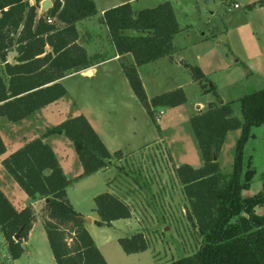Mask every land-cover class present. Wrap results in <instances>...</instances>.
Listing matches in <instances>:
<instances>
[{"label": "trees", "instance_id": "1", "mask_svg": "<svg viewBox=\"0 0 264 264\" xmlns=\"http://www.w3.org/2000/svg\"><path fill=\"white\" fill-rule=\"evenodd\" d=\"M37 1V0H36ZM264 5V0L250 4ZM38 4L30 0H0V117L19 122L67 93L61 79L89 67V57L78 43L76 24L97 14L94 0H54L43 15H37ZM53 17L55 22H48ZM105 23L116 52L130 54L133 62L121 60L124 74L141 105L160 126L154 116L156 107H176L187 101L182 87L149 97L138 67L161 57H172L174 39L181 30L170 2L135 10L130 2L106 9ZM17 53L15 62L7 60L9 52ZM194 79L205 74L191 67ZM205 88V85H204ZM205 89V92L213 90ZM217 96V93H216ZM242 120L233 113V102H209L205 110L190 118L203 165L182 163L175 168L189 204V215L195 223L202 244L194 253L165 264H264V214H255L264 206L263 190L251 198H243L241 190L256 171L251 158L243 163L245 143L251 129L264 123V88L239 99ZM241 129L237 140L233 171H221L217 157L227 133ZM64 134L74 146L82 173L69 178L45 138ZM7 147L0 135V156ZM121 151L111 153L83 114L63 120L42 135L2 158L1 164L18 186L31 199H45L43 224L56 264H109L86 226L82 213L67 197L74 182L107 168ZM98 225H111L132 216L131 207L113 193L104 192L94 198ZM35 221L32 205L17 209L0 188V231L10 258L24 253V240ZM24 226L20 238L15 234ZM127 254L147 250L143 232L118 239Z\"/></svg>", "mask_w": 264, "mask_h": 264}, {"label": "rangeland", "instance_id": "2", "mask_svg": "<svg viewBox=\"0 0 264 264\" xmlns=\"http://www.w3.org/2000/svg\"><path fill=\"white\" fill-rule=\"evenodd\" d=\"M43 1L30 0L31 4L39 5L37 15L49 10H42ZM125 1L96 0L98 17L102 8ZM257 1L135 2V9L170 2L181 28L173 42L172 57H161L139 66L138 72L147 95L153 97L181 86L187 101L176 107L154 108V116L161 129L159 132L155 121L132 92L118 66L119 61L96 67L93 77L85 76L84 72L65 76L62 83L68 92L47 110L19 122L0 117V135L7 147L6 153L0 156V187L6 190L17 206L21 205L27 194L6 172L1 164L2 158L40 136L43 118L58 123L78 114H88L110 152L121 151L122 154L113 158L104 169L107 172L72 183L67 188V197L83 216L92 215L96 219L91 230L97 240L100 237L105 240L106 245L98 243L108 263L165 264L197 251L202 237L196 233L175 168L182 163H191L192 166L195 162H199L198 166L204 163L190 125L191 116L205 110L208 103L216 101L218 96L221 102H233V113L242 120L239 99L264 88V5L257 3L249 6ZM51 18L52 22L60 25L55 18ZM95 24L100 30L97 18ZM100 37L104 48L94 50L91 57L93 62L110 53L107 37L103 34ZM15 55V52H9L7 59L14 62ZM123 60L132 62V58ZM190 66H198L205 79L201 82L195 80ZM3 69L0 61V71ZM212 86L213 90L205 92L206 88ZM199 103L203 106L197 107ZM241 133V129L229 131L219 151L217 161L225 174L233 171L236 143ZM251 133L244 146L243 163L246 168L251 158V166L256 173L251 182L242 188L243 198L255 196L264 187V123L252 127ZM57 134L60 135L48 141L56 146L57 157L65 165L70 178L76 177L82 173V166L73 143L64 134ZM108 183L112 184L115 195L131 207L133 216L100 226L96 223L99 216L94 210V198L104 192L112 193ZM46 199L40 205L34 203L32 206L35 221L30 237L24 240L25 250L20 258H10L0 231V264H56L43 224ZM255 214L263 215L264 206H257ZM90 221H86V226ZM137 232H143L149 248L139 253H125L118 239Z\"/></svg>", "mask_w": 264, "mask_h": 264}, {"label": "crops", "instance_id": "3", "mask_svg": "<svg viewBox=\"0 0 264 264\" xmlns=\"http://www.w3.org/2000/svg\"><path fill=\"white\" fill-rule=\"evenodd\" d=\"M51 1V0H50ZM95 1V5H96V9H97V14L96 15H94V16H91V17H88V18H85V19H83V20H81V21H79L77 24H76V26H77V30H78V34H79V38H78V43L81 45V46H83L84 48H85V50H86V52H87V55H88V57H89V67L88 68H86V69H83V70H80V71H77V72H73V73H70L69 75H67V76H71V75H74V74H76V73H82V72H84V74H85V76H87V77H93L94 75H95V71H94V69L96 68V67H99V66H104V65H108V64H112V62H114V61H119L118 62V66H119V68H120V70L124 73V71H123V69H122V67H121V60L122 59H124V58H127L128 60H129V58H132V62H133V57H132V55H130V54H126L125 56H121V55H119L117 52H116V50H115V47H114V44H113V42H112V40H111V38H110V35H109V33H108V29H107V27H106V25H105V23L103 22V18H102V16H103V12L106 10V9H109V8H111V7H114V6H117V5H119V4H114V5H112V6H109L108 8H102L101 9V11H100V16L98 17V14H99V10H98V8H97V3H96V0H94ZM138 0H127V1H125V2H130L131 4H132V6L134 5V3L135 2H137ZM125 2H122V3H125ZM121 4V3H120ZM53 6V2L51 1V7ZM50 7V8H51ZM133 8H134V6H133ZM135 9V8H134ZM135 10H139V9H135ZM45 12H47V11H45ZM44 12V13H45ZM43 14V13H42ZM38 16H40V15H38ZM98 19L99 21H100V25H101V29L100 30H98V27L96 26V24H95V19ZM100 34H103V36L104 37H107V41H108V48H110V53H109V55H107V56H105V57H103V58H101L100 60H98L97 62H93V60H92V54L94 53V50L96 49H100V47H103L104 48V46H103V44H102V41H101V37H100ZM109 50V49H108ZM90 51V52H89ZM12 52H15V51H12ZM89 52V53H88ZM16 53V52H15ZM16 55H17V53H16ZM16 55H15V57H16ZM8 57V56H7ZM8 60V59H7ZM9 61V60H8ZM10 62V61H9ZM14 62H15V60H14ZM14 62H11V63H14ZM144 65V64H143ZM118 70V69H117ZM138 71H139V67H138ZM118 72H120V71H118ZM140 73V72H139ZM66 76V77H67ZM61 82H62V79H61ZM64 85V84H63ZM181 87V86H180ZM68 92V91H67ZM133 92V91H132ZM61 99V98H60ZM60 99H58L57 101H55V102H53V103H51V104H49V105H47V106H45V107H43V108H41L40 110H38L36 113H34V114H32L31 116H36L38 113H40V112H42L43 110H47L50 106H52L53 104H55L56 102H58ZM199 105H202L203 106V104L202 103H199L198 105H197V107L199 106ZM83 114V113H82ZM79 115V114H78ZM83 115H85V114H83ZM77 116V115H76ZM30 117V116H29ZM86 117L88 118V120H90V118H89V116H88V114H86ZM44 119V124H43V128H42V130H43V132L41 133V135L48 129V128H51L52 127V125L54 126V125H57L58 123H60V122H49L48 121V118L45 120V118H43ZM100 119V118H99ZM52 123H56V124H52ZM90 123L92 124V126L94 127V129L96 130V132L99 134V136L101 137V135H100V133L98 132V130H97V128L95 127V125H94V123H93V121H91L90 120ZM56 135H60V134H53V135H51V136H48V137H46L45 138V141L46 142H48L49 143V139L50 138H52L53 136H56ZM38 137V136H37ZM101 139H102V141H103V138L101 137ZM54 143L56 142V140H52ZM50 144V146L54 149V151H55V153L57 154V156H58V150H57V148H56V146L53 144V143H49ZM104 144H106L105 142H104ZM107 145V144H106ZM106 147H108V146H106ZM110 151V150H109ZM112 153V152H111ZM59 162H60V164H61V166H62V168L64 169V171H65V173H66V175L70 178V176H69V174H68V172H67V170H66V167H65V165L63 164V162H61V160H59ZM189 164V163H188ZM191 164V163H190ZM198 165H200L199 164V162H195V164H193V166L194 167H199ZM108 170H106V171H104V170H100V171H98V172H96V173H94V174H97V173H100V172H107ZM93 175V174H92ZM91 176V175H90ZM71 178H73V177H71ZM108 186H109V188H110V191L112 192V193H114V194H116L115 192H113V190H112V184L111 183H108ZM1 188V187H0ZM2 189V188H1ZM4 192H5V194H7V196H8V198H9V195H8V193L6 192V190H4V188L2 189ZM10 199V198H9ZM11 200V199H10ZM12 201V203L15 205V207L17 208V209H22L24 206H26V205H28V204H31L32 206H34L35 204L34 203H38L39 205L43 202V201H45V199H41V198H37V199H31V198H29L27 195H25L24 197H23V203L21 204V205H19V206H17L14 202H13V200H11ZM45 203H47V202H45ZM88 216H90V218H91V221L88 223L87 222V229L89 230V232L92 234V236H93V233H92V230H91V228H92V226L94 225V222H95V218L92 216V215H88ZM132 216H133V210H132ZM131 216V217H132ZM114 222V221H113ZM113 222L111 223V224H113ZM30 235H31V231H30V233H29V236H28V238L30 237ZM93 238H94V240L96 241V243H97V245L99 246V249H100V244L99 243H101L102 245H106V242H105V240L103 239V238H99V240H97L96 238H95V236H93ZM98 241H99V243H98ZM26 242L24 241L23 242V244H25ZM101 250V249H100ZM102 252V251H101Z\"/></svg>", "mask_w": 264, "mask_h": 264}, {"label": "water", "instance_id": "4", "mask_svg": "<svg viewBox=\"0 0 264 264\" xmlns=\"http://www.w3.org/2000/svg\"><path fill=\"white\" fill-rule=\"evenodd\" d=\"M41 7H42V10H43V11L49 9V8L51 7V1H50V0H44V1L42 2V4H41ZM46 202H49V199H48V198L46 199ZM84 219H85L86 221H90V220H91L90 217H86V216H84ZM23 229H24V226L21 227V229L19 230V232H18L17 234H15L14 238H15L16 240H18V239L20 238V234H21V232L23 231Z\"/></svg>", "mask_w": 264, "mask_h": 264}, {"label": "built area", "instance_id": "5", "mask_svg": "<svg viewBox=\"0 0 264 264\" xmlns=\"http://www.w3.org/2000/svg\"><path fill=\"white\" fill-rule=\"evenodd\" d=\"M235 7H238V5L235 4ZM47 21H48V22H52V18H51V17H47Z\"/></svg>", "mask_w": 264, "mask_h": 264}]
</instances>
